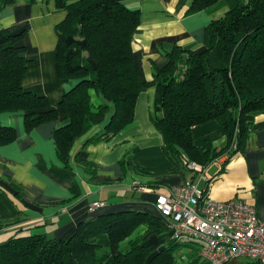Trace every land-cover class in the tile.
Here are the masks:
<instances>
[{"label":"trees","instance_id":"16d2710c","mask_svg":"<svg viewBox=\"0 0 264 264\" xmlns=\"http://www.w3.org/2000/svg\"><path fill=\"white\" fill-rule=\"evenodd\" d=\"M14 0H0L1 5ZM219 0H194L190 11ZM66 10L56 26V68L60 77L74 79L58 107L45 96L21 86L28 60L20 43L26 29L0 30V112L23 111L27 130L66 115L54 129L58 158L67 163L74 139L110 116L100 136L116 134L133 120L140 92L156 88L153 124L162 136L163 150L180 168L184 160L206 166L219 155L244 149L254 116L264 111V0H232L228 10L204 31V48L195 52L176 48L153 80L140 78L134 62L132 37L139 10L118 0H56ZM101 97L98 103L94 99ZM216 120L225 143L206 139L193 143L194 125ZM14 137L0 126V143ZM14 195L20 197L16 185ZM167 226L151 211L124 210L81 222L68 237L44 234L10 236L0 242V264H171L176 243L150 256L146 234ZM195 237L181 235L175 240ZM199 245L188 258L199 259ZM208 264V263H207Z\"/></svg>","mask_w":264,"mask_h":264},{"label":"crops","instance_id":"0c3cea01","mask_svg":"<svg viewBox=\"0 0 264 264\" xmlns=\"http://www.w3.org/2000/svg\"><path fill=\"white\" fill-rule=\"evenodd\" d=\"M118 1L139 10V25L132 37L133 62L140 78L148 81L153 80L157 69L166 66L176 48L201 51L206 27L232 3L219 0L190 11L194 0ZM65 16L66 10L58 8L56 0L0 4V30L26 29L20 43L28 63L21 86L45 96L51 107H58L63 94L76 82L60 77L56 68V26ZM155 92L152 85L139 93L133 120L116 134L91 141L103 132L110 118L107 116L76 137L67 163L58 158L53 138L54 129L67 122L65 114L27 130L23 111L0 112V126L11 127L14 132L10 141L0 143V242L29 233L63 239L79 223L98 215L148 210L167 226L146 234L150 256L176 243L171 264H207L199 254L198 261L188 258L200 241L175 240L168 221L154 207L158 194L187 179H193L213 199L237 198L254 205L258 217L264 219V111L255 114L242 151L232 156L224 152L218 156L219 162L211 161L199 173L180 169L164 152L162 136L151 118ZM191 134L197 146L206 139L219 147L225 143L216 120L194 125ZM14 185L20 197L14 195ZM94 201L102 205L88 212V205ZM248 261L238 258L226 264Z\"/></svg>","mask_w":264,"mask_h":264},{"label":"built area","instance_id":"2783aa9c","mask_svg":"<svg viewBox=\"0 0 264 264\" xmlns=\"http://www.w3.org/2000/svg\"><path fill=\"white\" fill-rule=\"evenodd\" d=\"M219 162V158L213 159ZM186 168L202 173L203 165L184 160ZM204 178H206L203 175ZM102 205L94 201L93 212ZM158 214L168 221L174 239L189 235L200 241V257L208 264H226L246 258L245 264H264V219L254 205L241 199L216 200L193 179L171 186L154 201Z\"/></svg>","mask_w":264,"mask_h":264},{"label":"rangeland","instance_id":"374dc122","mask_svg":"<svg viewBox=\"0 0 264 264\" xmlns=\"http://www.w3.org/2000/svg\"><path fill=\"white\" fill-rule=\"evenodd\" d=\"M100 101H103V99H102L101 97H97V98L94 99V102H95V103H98V102H100Z\"/></svg>","mask_w":264,"mask_h":264}]
</instances>
